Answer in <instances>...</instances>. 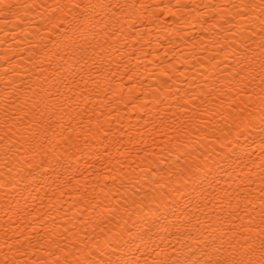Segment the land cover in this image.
Here are the masks:
<instances>
[{
    "label": "bare ground",
    "instance_id": "bare-ground-1",
    "mask_svg": "<svg viewBox=\"0 0 264 264\" xmlns=\"http://www.w3.org/2000/svg\"><path fill=\"white\" fill-rule=\"evenodd\" d=\"M113 2L123 7L93 41L107 50L93 67L77 65L79 35L61 34L64 0H0V264H55L57 258L64 264L65 257L88 264L94 242L124 230L133 201L143 200L167 171L175 173L189 153L209 150L225 128L221 121L233 118L230 104L243 87H232L241 67L236 61L251 62L253 71L243 74L250 79L264 60L258 47L264 13L247 9L238 16L233 5L240 0ZM169 2L161 16L159 5ZM258 84L252 85L257 94ZM194 112L199 118L191 119ZM53 157L62 165L44 169L43 179H22ZM245 164L251 161L240 168ZM259 171L252 172L256 181ZM218 175L220 193L231 178ZM227 214L196 213L200 231L211 223L219 234L230 226ZM235 223L239 228L247 217ZM199 237L189 226L187 238L169 229L145 239L151 248L167 238L164 251L175 246L183 261L204 250Z\"/></svg>",
    "mask_w": 264,
    "mask_h": 264
},
{
    "label": "snow or ice",
    "instance_id": "snow-or-ice-1",
    "mask_svg": "<svg viewBox=\"0 0 264 264\" xmlns=\"http://www.w3.org/2000/svg\"><path fill=\"white\" fill-rule=\"evenodd\" d=\"M175 6L181 5L177 3ZM233 6L238 16L246 15L247 9L258 8L264 13V0L259 3L256 0H240V3ZM57 7L59 8V5ZM122 7V4L114 3L113 0H64V8L67 11L62 13L58 23L63 29L62 35H79L81 43L75 46L78 66H86L91 62L95 67L97 58L104 60L107 50L102 51L104 46L101 44L97 47L93 41H96L102 32H108L111 24L105 23V20L115 19L114 9ZM159 7L162 16L163 10L170 9L172 5L169 2ZM183 7L189 8L190 4L185 3ZM169 15L175 14L169 12ZM220 19L224 17L221 16ZM234 19L235 17L224 22L233 23ZM259 20L261 40L258 47L264 53V15H261ZM98 28L101 32L94 31ZM247 31L249 29L245 28L244 32ZM252 31L254 33V30ZM244 32L241 33L242 36ZM111 35L115 36V31ZM241 43L244 44V40H241ZM248 49H251V45L242 49L245 56ZM233 59L236 57L233 56ZM236 63L241 67L233 76L236 83L232 87L237 88L240 84L243 87L237 88V98L230 104V115L233 118L230 121L227 118L221 121L226 130L218 129L219 134L214 136L209 150L202 151L199 157L189 153L184 158L185 163L176 169L175 173L167 171L155 181L157 186L145 193L143 200L133 201L135 211L129 213L124 220V230L109 232L104 236L103 242H94L88 264H141V259L143 264H264V60L260 63L259 71L250 79H246L243 74L253 71L251 62L240 59ZM163 74L167 75V70ZM256 81H259L258 94L252 91V85ZM256 95L259 97L258 101L254 99ZM187 111L185 107V115ZM199 116L200 114L194 112L191 119H197ZM244 159L251 161V164L244 165V168L249 169L247 174H242L244 168H240ZM61 165L62 161L55 157L51 161L42 159L28 176L22 179L41 180L48 175L44 169L54 170ZM255 169L260 170L258 181L252 176ZM218 173H224L231 178V183L221 188L220 193L214 190L220 187L221 177ZM112 179L115 180L116 177ZM257 183L260 185L258 189ZM209 189L212 191L209 192ZM197 192L199 197L195 196ZM226 209L229 227H222L217 234V229L210 223L208 228L200 231L201 221L196 213H206L210 210L212 215L219 217ZM257 216L259 222L254 224ZM169 217L174 219L170 221ZM244 217H247V223L240 224L237 228L235 222ZM223 223L221 221V224ZM189 226L200 233L199 238H204V250L198 256L193 251L191 256L182 261L180 251L175 246L171 247V251L165 252L164 249L169 246L167 238H162L155 247H148L145 238L151 241L153 235L169 229H175L176 233L187 238ZM101 231L103 232V229ZM169 235L173 233L169 232ZM254 241H258V247ZM177 242L181 241L178 239ZM257 256L258 259L255 258ZM5 264H8L7 260ZM55 264H61L59 258ZM64 264L81 262L65 257Z\"/></svg>",
    "mask_w": 264,
    "mask_h": 264
}]
</instances>
